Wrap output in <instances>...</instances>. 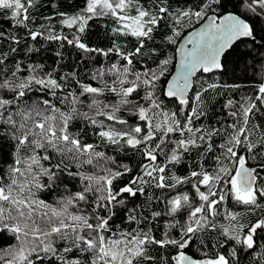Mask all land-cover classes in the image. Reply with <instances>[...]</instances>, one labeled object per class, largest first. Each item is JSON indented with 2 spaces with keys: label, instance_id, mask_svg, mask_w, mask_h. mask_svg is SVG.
Segmentation results:
<instances>
[{
  "label": "snow or ice",
  "instance_id": "snow-or-ice-1",
  "mask_svg": "<svg viewBox=\"0 0 264 264\" xmlns=\"http://www.w3.org/2000/svg\"><path fill=\"white\" fill-rule=\"evenodd\" d=\"M230 3L0 0V264H264V0ZM243 41L259 80L206 123ZM65 45L108 63L60 74Z\"/></svg>",
  "mask_w": 264,
  "mask_h": 264
},
{
  "label": "trees",
  "instance_id": "trees-1",
  "mask_svg": "<svg viewBox=\"0 0 264 264\" xmlns=\"http://www.w3.org/2000/svg\"><path fill=\"white\" fill-rule=\"evenodd\" d=\"M80 0H63V10H71L76 5H78ZM232 3H236V0H231L229 4V9L231 10ZM45 15L50 14L49 9L42 10ZM104 21H94L90 24L89 30L86 33L87 40L90 43V46L97 47H107L108 41L105 36V31L102 27ZM0 26L3 28L9 27V22L4 20L3 14H0ZM198 25H195L197 27ZM258 27H264V24L258 25ZM59 30V26H57ZM65 34H68V30H64ZM259 35H264V32L259 33ZM40 48V52L35 54L32 59L37 63H43L45 66L51 70L56 67V56L55 52L59 50V45L56 42H48L44 40H39L36 45ZM250 47V42L243 41L238 42L233 49L229 50L230 54L226 56V72L223 74L217 73L216 76H219L220 82L228 84H239L240 87L237 89H219L216 93L210 94L208 100L209 115L212 117L211 121H205L206 123L215 124L217 119H220L225 122H228L230 118H227L226 115L222 112V106L229 98H239L246 94L250 95L254 91L256 86V81L259 80V77L253 78V73L251 69L245 73L246 64H251V58L247 55V52ZM64 51V64L59 69V73L67 71H78L79 79L82 82H91L90 73L96 68L107 64L108 61L104 57H97L96 62L92 61H82L81 56L83 54L79 53L78 50L71 48L70 46L65 45ZM215 79V76L213 77ZM85 141H91L93 137L88 136L84 137ZM138 157L133 158V163H135ZM183 174V173H181ZM241 212L243 218H247V212L243 209H238ZM243 222V219H242ZM9 241L6 238L0 237V247H6ZM251 258H246L242 264H249Z\"/></svg>",
  "mask_w": 264,
  "mask_h": 264
},
{
  "label": "water",
  "instance_id": "water-1",
  "mask_svg": "<svg viewBox=\"0 0 264 264\" xmlns=\"http://www.w3.org/2000/svg\"><path fill=\"white\" fill-rule=\"evenodd\" d=\"M197 27H199V25Z\"/></svg>",
  "mask_w": 264,
  "mask_h": 264
}]
</instances>
